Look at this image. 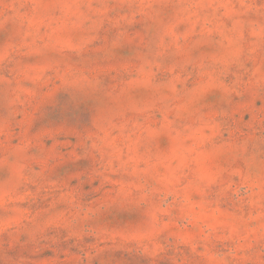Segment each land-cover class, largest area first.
<instances>
[{
	"label": "rangeland",
	"instance_id": "obj_1",
	"mask_svg": "<svg viewBox=\"0 0 264 264\" xmlns=\"http://www.w3.org/2000/svg\"><path fill=\"white\" fill-rule=\"evenodd\" d=\"M0 264H264V0H0Z\"/></svg>",
	"mask_w": 264,
	"mask_h": 264
}]
</instances>
